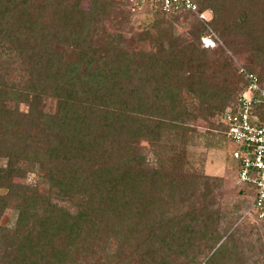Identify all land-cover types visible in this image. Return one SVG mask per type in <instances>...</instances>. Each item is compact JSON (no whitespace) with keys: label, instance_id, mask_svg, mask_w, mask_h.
Instances as JSON below:
<instances>
[{"label":"trees","instance_id":"16d2710c","mask_svg":"<svg viewBox=\"0 0 264 264\" xmlns=\"http://www.w3.org/2000/svg\"><path fill=\"white\" fill-rule=\"evenodd\" d=\"M68 2L0 0V264H264V243L252 262L251 243L247 256L229 234L234 218L220 228L243 201H226L224 179L186 161L194 123L220 117L248 86L220 44L248 55L264 86V0H193L209 18L197 16L189 40L167 22L196 16L184 2L134 0L158 13L144 50L91 41L112 0ZM209 28L214 49L202 47ZM7 99L29 110L9 111ZM35 169V184L16 182ZM240 186L252 204L254 186Z\"/></svg>","mask_w":264,"mask_h":264},{"label":"rangeland","instance_id":"374dc122","mask_svg":"<svg viewBox=\"0 0 264 264\" xmlns=\"http://www.w3.org/2000/svg\"><path fill=\"white\" fill-rule=\"evenodd\" d=\"M94 1L96 0H69L67 4H76L81 8L89 10ZM112 1L111 8L100 17L95 32L91 36V41L94 45L101 46L102 44L109 43L111 38L115 37L119 45L123 48H131L132 50L151 48L152 43L144 35L150 31V26L155 21L158 13L148 7L149 5L136 4L134 0ZM167 22L169 23V28L173 29L177 38L189 40L191 39L190 30L198 23V17L182 15L180 18L170 19ZM157 33L161 37L164 35V30L159 28ZM165 45H167V42H165ZM216 46L217 44L205 45L202 42L203 48L214 49ZM219 46L225 48L228 55L234 61L237 74H239L241 67L246 69L252 68V63L248 55H237L228 50L223 44ZM5 105L9 111L17 109L23 113H26L30 107L28 103L21 102L17 99H7ZM55 107L56 102L52 97H43L42 108L46 113L53 114ZM141 148L143 155L148 156V160L153 158V154L150 151L151 148L147 141L144 140L141 142ZM233 151L234 144L226 137L219 116L211 119L208 124L197 121L193 125V131L190 132V142L187 145V168L197 173L218 176L224 179V199L233 203L239 200L243 201V208L240 211L241 216L236 219V216L224 215L220 228L223 230L228 222L231 223L232 218H234L233 227H231L229 234L231 232L236 233L235 239L245 244V251H243L247 256L249 255L247 253L249 252L247 244L248 242L251 243L253 252L250 251L249 253L251 254V261L253 262L256 259L254 253L259 252L262 243H264V224L261 221H255L250 216L249 208L251 206V199L248 196L238 194L241 186L237 183L238 169L233 158ZM5 162V159L1 160L2 164H5ZM20 163L25 168L29 167L27 160H22ZM15 180L23 185L35 184L38 181V170L35 169L25 178L16 177ZM55 201V203L61 204L60 201ZM15 219L16 211L8 209L4 214L3 224L13 226ZM185 264L192 263L187 262Z\"/></svg>","mask_w":264,"mask_h":264},{"label":"built area","instance_id":"2783aa9c","mask_svg":"<svg viewBox=\"0 0 264 264\" xmlns=\"http://www.w3.org/2000/svg\"><path fill=\"white\" fill-rule=\"evenodd\" d=\"M146 1V0H142ZM163 5V10L184 2L187 9L205 21L206 13H199L193 0H153ZM198 11V12H197ZM206 22V21H205ZM202 38L205 45L216 44L214 31ZM216 37V36H215ZM248 79L247 89L220 115V122L228 140L234 144L233 158L238 164L237 183L254 186V202L249 208L255 221L264 219V86L256 74L241 67Z\"/></svg>","mask_w":264,"mask_h":264}]
</instances>
